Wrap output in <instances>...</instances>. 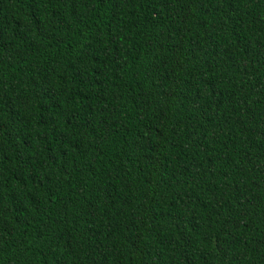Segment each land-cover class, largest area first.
Masks as SVG:
<instances>
[{"label": "trees", "instance_id": "trees-1", "mask_svg": "<svg viewBox=\"0 0 264 264\" xmlns=\"http://www.w3.org/2000/svg\"><path fill=\"white\" fill-rule=\"evenodd\" d=\"M0 264H264V0H0Z\"/></svg>", "mask_w": 264, "mask_h": 264}]
</instances>
